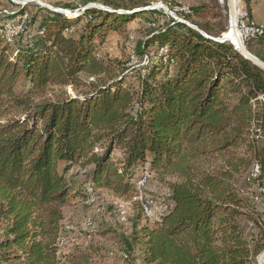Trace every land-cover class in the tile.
Masks as SVG:
<instances>
[{"label":"trees","instance_id":"trees-1","mask_svg":"<svg viewBox=\"0 0 264 264\" xmlns=\"http://www.w3.org/2000/svg\"><path fill=\"white\" fill-rule=\"evenodd\" d=\"M51 1L75 15L49 10L25 41L26 31L8 40L0 23V264L58 263L75 167L89 174L83 200L100 190L134 195L142 170L173 179L155 220L141 223L149 215L139 205L130 241L122 237L127 256L136 247L143 264H255L264 224L236 183L257 165L251 180L264 188V71L215 40L227 31L222 22L194 29L146 8L158 0ZM205 7L179 14L203 19ZM156 14L169 21L156 25ZM136 18L147 19L137 53L149 60L133 85L98 43ZM55 87L74 93L47 97ZM241 218L254 222L257 238L244 235Z\"/></svg>","mask_w":264,"mask_h":264},{"label":"rangeland","instance_id":"rangeland-1","mask_svg":"<svg viewBox=\"0 0 264 264\" xmlns=\"http://www.w3.org/2000/svg\"><path fill=\"white\" fill-rule=\"evenodd\" d=\"M183 5L180 1L175 0ZM163 1H154L150 6ZM203 19H175L198 29L196 23L222 22L226 25L229 32V12L227 0H207ZM239 12L247 13L246 6L242 0H238ZM25 8L23 14L18 13L13 19H6L3 14H12ZM155 9V8H151ZM49 10H60L66 12L68 16H72L75 12L56 8L51 0H0V19L4 22V35L8 40L15 36L21 35L22 40H26L29 34L36 33L41 20L48 16ZM176 17L182 18L179 13H175ZM248 15V14H247ZM25 16V19H20ZM248 17V16H247ZM156 25L169 21L161 14L150 15ZM250 19V17H248ZM248 18H243L248 21ZM147 19L136 18L127 26L124 34L110 32L102 43H98V51L101 56L117 59L125 68L124 77L126 83L137 85L139 75L146 74V66L149 58L140 56L137 53V44L143 41L148 33L146 25ZM10 25V34L7 33ZM19 26V28H18ZM19 29L18 32H14ZM26 29V30H25ZM41 34V31H40ZM222 34V35H223ZM222 35L220 37H222ZM219 37V38H220ZM247 50L254 56L264 57V41L262 40H245ZM155 46L148 47L151 52ZM264 61V60H263ZM67 91L73 94L74 91L70 87L58 89L52 88V91L46 92L47 97H53L54 92ZM258 170L252 167L250 173L252 177L257 175ZM251 177V178H252ZM137 192L130 196H117L106 190H100L95 195H88L86 199H82L80 193L90 191L89 174L86 169L75 167L67 175L68 181L73 186L70 193L69 202L63 206V219L61 221L62 235L59 238V251L57 264H143L139 259V249L135 247L131 255L125 254V241L122 237H130L132 234L133 221L139 214L140 206L145 204L149 219L142 214L141 223L151 222L155 220L165 209L170 190L168 181L173 179L165 177L160 179L154 174L148 173L146 170L138 171L135 176ZM236 187L240 197L246 202L253 219L264 224V188L257 182L252 181L248 175L244 174L237 177ZM139 180H143L142 185H138ZM90 201V202H89ZM88 202V203H87ZM247 209V208H246ZM124 212V213H121ZM144 213V212H143ZM91 221V225H87V221ZM244 235L251 240L257 238L259 234L258 228L254 222L248 218L240 219ZM264 248V247H263ZM259 254V253H258ZM257 254V255H258ZM257 257V256H256ZM256 257L254 259L256 264Z\"/></svg>","mask_w":264,"mask_h":264},{"label":"water","instance_id":"water-1","mask_svg":"<svg viewBox=\"0 0 264 264\" xmlns=\"http://www.w3.org/2000/svg\"><path fill=\"white\" fill-rule=\"evenodd\" d=\"M227 6L229 12V25L233 30V33L236 35V41L234 42L230 40L225 37L224 34L220 38H215V40L220 42L229 41L245 59L264 71V61L251 54L246 48L245 39L239 28L238 0H227ZM256 264H264V248L257 255Z\"/></svg>","mask_w":264,"mask_h":264},{"label":"built area","instance_id":"built-area-1","mask_svg":"<svg viewBox=\"0 0 264 264\" xmlns=\"http://www.w3.org/2000/svg\"><path fill=\"white\" fill-rule=\"evenodd\" d=\"M163 8L168 12V15L174 17L175 19H183V18H176V12L177 13H184L185 11H189V6L187 5H176L172 8L167 6L166 4L162 3L157 8ZM25 16H20V19H25ZM19 28V26H18ZM239 28L240 31L244 37L245 40H251V39H257L259 37L264 36V26L256 24L255 22L251 21V23H244L243 20V13L240 11L239 12ZM19 29L15 30L14 32H18ZM13 31H10V25L8 26V31L7 33H11ZM255 170H258V166L255 165Z\"/></svg>","mask_w":264,"mask_h":264},{"label":"crops","instance_id":"crops-1","mask_svg":"<svg viewBox=\"0 0 264 264\" xmlns=\"http://www.w3.org/2000/svg\"><path fill=\"white\" fill-rule=\"evenodd\" d=\"M183 5L187 6H196V5H205L204 2L207 0H178ZM243 1V0H242ZM246 4L248 6V17H250V20L255 22L256 24L263 25L264 26V0H246ZM239 6V4H238ZM240 10V8H239ZM244 15V13H243Z\"/></svg>","mask_w":264,"mask_h":264},{"label":"bare ground","instance_id":"bare-ground-1","mask_svg":"<svg viewBox=\"0 0 264 264\" xmlns=\"http://www.w3.org/2000/svg\"><path fill=\"white\" fill-rule=\"evenodd\" d=\"M160 4H162V3H157L156 5H153V6H159ZM188 11H185L184 13H187ZM75 15V14H74ZM73 15V16H74ZM177 18V17H176ZM244 18V17H243ZM244 20V19H243ZM244 23H251V21H246V20H244ZM228 28H229V32L226 34V36L225 37H227V38H229L230 40H232V41H236V35L233 33V30L231 29V27H230V25L228 26ZM142 183H143V180H139V182H138V185L140 186V185H142ZM90 202V201H89ZM88 203V202H87ZM142 206H143V212L144 213H147V208L145 207V204L143 203L142 204ZM121 213H124V212H121ZM88 226L89 225H91V221H87V223H86Z\"/></svg>","mask_w":264,"mask_h":264}]
</instances>
